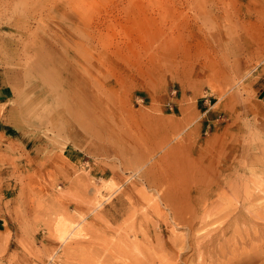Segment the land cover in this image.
<instances>
[{
  "label": "rangeland",
  "instance_id": "rangeland-1",
  "mask_svg": "<svg viewBox=\"0 0 264 264\" xmlns=\"http://www.w3.org/2000/svg\"><path fill=\"white\" fill-rule=\"evenodd\" d=\"M0 94V264H264V0H0Z\"/></svg>",
  "mask_w": 264,
  "mask_h": 264
},
{
  "label": "bare ground",
  "instance_id": "bare-ground-1",
  "mask_svg": "<svg viewBox=\"0 0 264 264\" xmlns=\"http://www.w3.org/2000/svg\"><path fill=\"white\" fill-rule=\"evenodd\" d=\"M169 196H170V195H169ZM164 198H165V197H164ZM168 199H169V197H167L166 200H168ZM170 199H171V198H170ZM172 200H173V198H172ZM168 202H171V201L169 200ZM165 204H170V203H165ZM173 205H175L174 202H173ZM173 205H172V206H173ZM170 209H172V208L170 207ZM173 209H174V206H173ZM173 213L176 214L175 211H174ZM176 215H177V214H176ZM174 216H175V215H174ZM178 217H179V216H178ZM178 219H180V221L182 220L181 217H179ZM58 220H59V219H58ZM58 220H57V221H58ZM60 221L62 222L61 219H60ZM182 221H183V220H182ZM66 223H67V222H66ZM64 224H65V222H64ZM68 224H69V223H68ZM62 225H63V224H62ZM62 225H61V226H62ZM73 226H74V225H73ZM76 226H77V225H76ZM63 228H64V227H63ZM68 228L70 229V227H68ZM72 228H73V227H72ZM64 229H65L66 231H68L66 228H64ZM64 229H63V233L65 232ZM78 230H79V229H78ZM72 231H73V229H71V232H72ZM76 231H77V230H76ZM76 231H74V232H76ZM59 232H60V231H59ZM56 233H57V232H56ZM63 233H62V234H63ZM67 233H69V232H67ZM59 234H61V233H58L57 235H59ZM69 234H70V233H69ZM75 235H76V234H75ZM79 235H80V234H79ZM62 236H63V235H62ZM62 236H61V237H62ZM67 236H68V235H67ZM58 237H60V236H58ZM61 237H60V239H61ZM64 237H65V236H64Z\"/></svg>",
  "mask_w": 264,
  "mask_h": 264
},
{
  "label": "crops",
  "instance_id": "crops-1",
  "mask_svg": "<svg viewBox=\"0 0 264 264\" xmlns=\"http://www.w3.org/2000/svg\"><path fill=\"white\" fill-rule=\"evenodd\" d=\"M4 97H5V95H1V94H0V100L3 99Z\"/></svg>",
  "mask_w": 264,
  "mask_h": 264
}]
</instances>
